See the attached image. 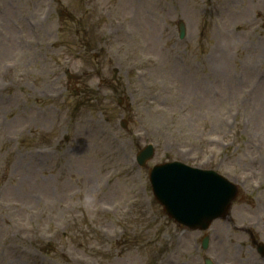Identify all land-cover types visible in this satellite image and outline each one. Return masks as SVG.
<instances>
[{
	"label": "rangeland",
	"instance_id": "1",
	"mask_svg": "<svg viewBox=\"0 0 264 264\" xmlns=\"http://www.w3.org/2000/svg\"><path fill=\"white\" fill-rule=\"evenodd\" d=\"M45 4L0 0V264H255L264 0H55L34 21ZM173 159L238 184L207 251L153 195Z\"/></svg>",
	"mask_w": 264,
	"mask_h": 264
},
{
	"label": "water",
	"instance_id": "2",
	"mask_svg": "<svg viewBox=\"0 0 264 264\" xmlns=\"http://www.w3.org/2000/svg\"><path fill=\"white\" fill-rule=\"evenodd\" d=\"M179 165H172L173 168L163 165L154 170L155 193L177 220L206 228L212 219L226 213L236 195V187L212 172Z\"/></svg>",
	"mask_w": 264,
	"mask_h": 264
}]
</instances>
